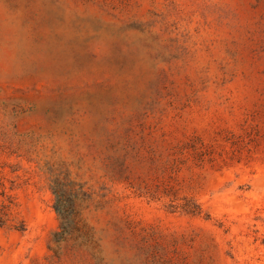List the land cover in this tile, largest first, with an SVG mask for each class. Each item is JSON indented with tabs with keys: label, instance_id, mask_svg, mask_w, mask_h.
Here are the masks:
<instances>
[{
	"label": "rangeland",
	"instance_id": "rangeland-1",
	"mask_svg": "<svg viewBox=\"0 0 264 264\" xmlns=\"http://www.w3.org/2000/svg\"><path fill=\"white\" fill-rule=\"evenodd\" d=\"M0 264H264V0H0Z\"/></svg>",
	"mask_w": 264,
	"mask_h": 264
},
{
	"label": "trees",
	"instance_id": "trees-1",
	"mask_svg": "<svg viewBox=\"0 0 264 264\" xmlns=\"http://www.w3.org/2000/svg\"><path fill=\"white\" fill-rule=\"evenodd\" d=\"M55 194L57 196V201L55 203V210L59 216H62L65 210V203L61 200L62 196H60L58 192L55 191ZM63 234H64L63 231H59L55 233L54 237L57 243L62 242L64 240L65 237L62 236Z\"/></svg>",
	"mask_w": 264,
	"mask_h": 264
}]
</instances>
